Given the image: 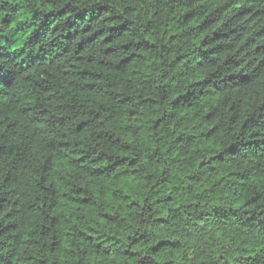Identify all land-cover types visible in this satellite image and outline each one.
I'll return each mask as SVG.
<instances>
[{
	"label": "trees",
	"instance_id": "16d2710c",
	"mask_svg": "<svg viewBox=\"0 0 264 264\" xmlns=\"http://www.w3.org/2000/svg\"><path fill=\"white\" fill-rule=\"evenodd\" d=\"M0 264H264V0H0Z\"/></svg>",
	"mask_w": 264,
	"mask_h": 264
}]
</instances>
